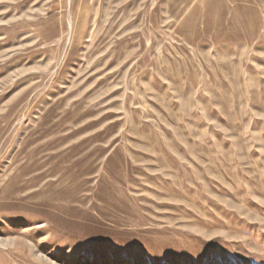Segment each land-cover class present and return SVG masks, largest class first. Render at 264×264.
Listing matches in <instances>:
<instances>
[{"label": "rangeland", "instance_id": "1", "mask_svg": "<svg viewBox=\"0 0 264 264\" xmlns=\"http://www.w3.org/2000/svg\"><path fill=\"white\" fill-rule=\"evenodd\" d=\"M0 264H264V0H0Z\"/></svg>", "mask_w": 264, "mask_h": 264}]
</instances>
